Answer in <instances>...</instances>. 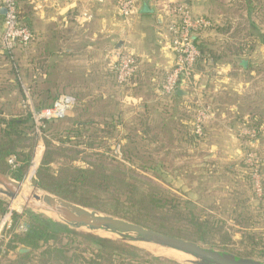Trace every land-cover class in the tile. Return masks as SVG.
I'll return each mask as SVG.
<instances>
[{"label":"crops","instance_id":"obj_1","mask_svg":"<svg viewBox=\"0 0 264 264\" xmlns=\"http://www.w3.org/2000/svg\"><path fill=\"white\" fill-rule=\"evenodd\" d=\"M182 1L195 15L212 13L211 5L203 4L208 0ZM223 2L226 10L237 9L238 16L232 12L208 16L223 31L224 54L239 57L237 65L211 58L209 65L198 70L200 91L182 88V95L167 101L159 90L172 56L170 33L151 0H139L138 11L128 24L118 15V0H21L34 41L29 47H18L12 61L1 45L4 13L0 10V89L16 82L12 95L0 96V105L14 96L16 108L29 100L44 107L64 96L71 105L68 119L83 121L94 113L100 115L106 102L109 110L104 111L111 115L114 136L120 139L157 135L173 121L178 128V155L201 152L200 162H207L210 172L226 169L231 177H242L243 154L252 149L237 136L242 119L254 116L261 124L253 144L264 156V0ZM202 35L198 41L218 53L220 49L208 41L207 33ZM235 43L238 52L232 53ZM123 49L133 51L139 60L138 72L126 88L117 85L114 69L116 53ZM200 101L217 107L219 113L206 125L203 141L195 143L187 137ZM174 108L178 115L172 113Z\"/></svg>","mask_w":264,"mask_h":264},{"label":"trees","instance_id":"obj_2","mask_svg":"<svg viewBox=\"0 0 264 264\" xmlns=\"http://www.w3.org/2000/svg\"><path fill=\"white\" fill-rule=\"evenodd\" d=\"M20 1H17L18 22L31 30L30 23L25 18L27 10L21 7ZM200 16L209 19L211 25L196 37V44L201 51V57L197 64L198 70L209 65L211 58L214 62H217L216 59H219L224 53L221 50L215 53L207 49L202 41H198V38H202L203 33L215 29L221 30L218 22L212 16ZM21 46L23 44L16 41L12 48H3V50L14 61L15 52ZM237 52L232 51V53ZM238 61L239 59H237V63ZM133 79L123 88L129 86ZM14 83L16 82L7 85L4 90L0 89V96L12 95L15 88L13 86L16 85ZM19 92L23 98H26V94L21 89H19ZM179 95H182L180 90L164 97L167 101H170ZM12 99H14V96L6 98V104L0 105V171L10 175L17 181H23L28 176L37 151V134L33 115L28 109L20 111L22 106L20 108L14 106V109L18 110L17 112L12 113L6 110L9 100ZM52 100H55V98H52ZM44 107L38 106L37 108ZM77 109L78 107H76ZM68 115L69 112L67 117L65 116L67 119L64 124L60 123L61 119L47 121L44 131L54 134V136L55 134L58 135L61 138L60 140L64 137L65 142H69L76 137L81 138L85 133L92 135L89 133L90 128L96 125V121L92 119L93 117L83 121L79 119L74 121L73 117L69 120ZM100 116L102 121L111 124L113 128L115 127V122L111 121L112 117L107 111L102 109ZM242 123H247L260 130L261 124L254 116L242 119ZM187 138L190 142L195 143H200L204 139V137H197L192 131L189 132ZM45 140V150L34 178V184L38 188L60 198L128 219L156 231L194 241L195 238L182 236L164 229V226L161 227L163 222L161 220L165 219L168 212L175 213L177 205H167V200L155 196L158 193L150 194L145 191L143 184L138 186L136 182H130L129 178H133V175L125 164L118 162L116 159H106L102 155V158L99 156V159L88 162L86 166H79L74 163V159L80 153L79 150L75 151L64 145H56L48 139V136H45ZM247 145L253 149L255 148L250 143H247ZM72 152H75V154ZM241 168L243 180H246L248 186L252 188L250 168L245 163L244 158ZM261 172L264 178V164L261 165ZM252 193L255 198H258L254 192ZM263 198L264 195L258 200H264ZM166 206L170 207L166 208ZM165 209L168 211H165ZM7 211V202L0 198V217ZM12 217L14 224L20 223V219L24 220L26 230L21 233H14L6 245V252L19 259V262L10 261V264H184L165 256L152 254L134 243L70 227L63 222L50 219L28 208L23 213L13 212ZM190 222L197 230L196 233L199 234L195 241L199 240L201 243H206L207 235L215 229L210 220H201L193 215ZM19 247H27L30 250L19 253L17 252ZM263 247L262 245L261 248ZM229 253L237 255L232 251ZM246 257L264 258V250L259 254H247Z\"/></svg>","mask_w":264,"mask_h":264},{"label":"rangeland","instance_id":"obj_3","mask_svg":"<svg viewBox=\"0 0 264 264\" xmlns=\"http://www.w3.org/2000/svg\"><path fill=\"white\" fill-rule=\"evenodd\" d=\"M208 1V3L203 2V4L211 5L212 13L217 15L232 12L233 16H238L239 12L237 9L226 10L223 0ZM222 33L223 31L215 29L214 31H208L206 35L208 41H211L213 46H216L221 51H223L224 46H227V43L222 41ZM233 33L237 37V26L233 28ZM232 49L233 52H237L238 43H235ZM237 59L239 57L223 53L216 61L220 64L231 63L237 65ZM26 92L31 98V89L28 88ZM58 98L69 100L64 96ZM14 101L15 99L9 100L6 107V110L12 113L18 111L14 109ZM104 103L102 104V109L109 110L106 105L108 103ZM37 107L33 101L29 100L27 104L20 108V111L28 109L32 114L33 111H37ZM214 109L215 112L219 113L217 107L214 106ZM175 112L178 115V109L174 108L172 110V113ZM66 117L61 118L60 123L64 124ZM90 117L97 118L96 125L90 128L89 133L92 135L85 133L83 137H76L69 142H65L64 137L60 140L61 138L56 134L54 136V134L44 130H40L37 133L35 130L38 143L37 151L27 178L21 181L23 183L22 187L28 188L30 190L29 193H33L31 191L34 190V192L39 191L54 195L38 188L34 184L36 170L40 164L39 156L45 150V136H48V139L52 140L56 145H64L75 151L79 150L80 153L74 159L76 165L86 166L88 162L96 161L102 155L109 160L116 159L118 162L125 164L133 175V178H129L130 182H136L138 186L143 184L145 191L150 194L158 193L155 196L167 200V205H177L175 213L168 212L165 219L161 220L163 221L161 227L164 226V229L196 239L199 234L196 233L197 230L190 222L191 217L195 215L201 220L209 219L215 229L207 235L206 243H201L199 240L195 241V239L194 242L223 252L229 253L232 251L239 257H246L247 254L252 253L259 254L264 250V247L261 248L262 245L264 246V200H258L260 198L254 197L253 190L248 186L247 181L243 180V175L239 178L231 177L226 169L210 172L206 168L207 162H204L205 164L200 162L204 157L201 152H181L178 155V128L175 122H169L168 125L170 127H166L165 130L157 135L153 134L146 137L130 136L126 137V139H120L114 136L112 125L102 121L100 115L94 113ZM170 117L172 116L169 115L167 118L170 119ZM245 145L247 144L245 143ZM245 150V152H248L250 149ZM72 153L75 154V152ZM244 155L245 153L243 158ZM178 160L181 161L179 164ZM195 161L199 163L196 164ZM178 177L180 180H178ZM3 189V186L0 185V198L7 202L8 211L0 217V223L2 220L6 221L0 237V250L2 251L0 252V263L10 264V261L19 262V259L6 252L8 243L6 238L9 231H11V228L8 229L7 222L9 223L10 221V224L12 223V228L19 229L21 223L24 224V220L20 219V223L14 224L12 213H23L27 206L21 198H12L6 195ZM165 211L168 210L165 209ZM97 234L116 238V236L107 233ZM180 238L186 239L184 237ZM135 244L152 254L165 256L184 264L200 262L192 254L163 245L143 244L142 242ZM255 259L264 262V258Z\"/></svg>","mask_w":264,"mask_h":264},{"label":"built area","instance_id":"obj_4","mask_svg":"<svg viewBox=\"0 0 264 264\" xmlns=\"http://www.w3.org/2000/svg\"><path fill=\"white\" fill-rule=\"evenodd\" d=\"M18 0H0V10L5 9L4 30L1 45L5 49L12 48L16 41H20L24 47H29L34 41V35L27 26H22L17 18ZM159 15L167 21L170 33V50L172 53L170 66L166 71L159 93L168 96L182 89L188 88L194 92L201 90L200 72L197 69L201 51L196 44L199 33L210 27L211 21L203 16L195 15L184 1L177 0H151ZM139 0H118L117 11L124 23L128 24L130 19L138 11ZM115 62L117 84L120 87L128 85L138 72L139 60L137 55L129 50H119ZM70 109V101L57 98L51 105L33 111L35 130H44L46 122L64 118ZM215 109L200 101L196 116L192 124V132L197 137L205 136V128L210 119L215 116ZM261 131L247 123H242L237 128V136L244 143H253L259 138ZM119 148V147H118ZM12 161V160H11ZM244 161L250 168L252 190L256 197L264 195V178L261 165L264 164V156L257 153L253 148L245 152ZM6 221L0 223V237L3 233ZM8 229L6 241H9L14 233L26 230L25 224L21 223L19 229L12 228V223L7 222ZM1 249V247H0ZM0 252H2L0 250ZM1 264V263H0Z\"/></svg>","mask_w":264,"mask_h":264},{"label":"water","instance_id":"obj_5","mask_svg":"<svg viewBox=\"0 0 264 264\" xmlns=\"http://www.w3.org/2000/svg\"><path fill=\"white\" fill-rule=\"evenodd\" d=\"M5 12L6 10L3 9V13ZM121 45L122 42H119L118 48ZM22 184L21 181H17L10 175L0 171V185L3 186V192L6 195L12 198L20 197L28 209L79 230L95 234H111L116 236L115 239L134 244L142 242L168 246L202 259L200 262H194L195 264H264L263 261L254 258L239 257L228 252L209 248L197 242L162 233L55 195H50L51 198L46 200L37 193H25ZM29 250L27 247H19L17 252L22 253Z\"/></svg>","mask_w":264,"mask_h":264},{"label":"bare ground","instance_id":"obj_6","mask_svg":"<svg viewBox=\"0 0 264 264\" xmlns=\"http://www.w3.org/2000/svg\"><path fill=\"white\" fill-rule=\"evenodd\" d=\"M22 189H23V191L25 192V193H28L29 194V189L28 188H25V187H22ZM31 192H33V193H37L40 197H42L43 199H46V200H49L51 197H49L50 195H48L47 193H44V192H39V191H36V192H34V190L33 191H31ZM33 193H31V194H33ZM18 199H20V197H18ZM143 244H153V243H143ZM166 247H168V246H166ZM171 248V247H170ZM172 249H174V248H172ZM176 250V249H175ZM178 251H180V250H178ZM182 252H184V251H182ZM187 253V252H186ZM176 256H178V255H176ZM178 258V257H177ZM180 258H183V257H180ZM198 258V257H197ZM198 260L199 261H201L202 259H200V258H198Z\"/></svg>","mask_w":264,"mask_h":264}]
</instances>
